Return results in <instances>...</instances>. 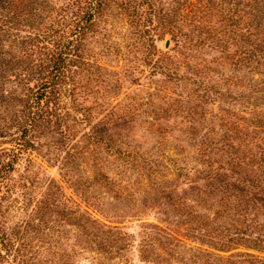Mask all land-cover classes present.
Instances as JSON below:
<instances>
[{"label":"trees","instance_id":"16d2710c","mask_svg":"<svg viewBox=\"0 0 264 264\" xmlns=\"http://www.w3.org/2000/svg\"><path fill=\"white\" fill-rule=\"evenodd\" d=\"M118 24L126 26L125 44L120 47L125 45L131 62L139 54L148 58L160 54L157 43L168 36L175 42L174 53H162L160 62L153 66L177 84L173 87L166 80L168 84L163 83L151 94L154 99L162 97L166 112L180 108L190 112L196 102L211 104L217 99L236 102L240 97L245 103L241 113L222 109L220 131L211 127L197 143L207 165L196 169L206 182L195 187V205L180 195L173 203L169 189L161 188L156 174L159 167L163 172L169 169L166 163L113 149L103 138L108 124L142 115L140 105H126L94 120L95 109L109 104L112 91L122 85L120 76L137 79L133 64L116 72L100 62L107 51L116 49L110 37L119 34ZM147 56L140 59L146 61ZM178 66L186 67V72H175ZM103 70L112 76L105 77ZM231 86L246 93L233 96L227 90ZM5 104L11 106V114L1 119L0 146H10L0 149V259L12 255V264H26L21 250L1 228L6 200L3 183L48 131L60 134L69 145L62 168L64 177L72 176L71 164L74 167L75 162L86 159L101 160L97 156L104 149H113L123 160L117 165L119 170L127 176L136 175L141 184L143 177L148 178L151 190L160 192L171 207L182 212L184 220L176 225H188L184 230L192 228L199 236L193 237L212 250L186 246L178 237L179 228H172L167 211L162 218L165 227L142 224L136 240L84 209L79 215L82 230L95 227L113 237L95 236L98 243L86 242L91 243V249L108 255L136 248L139 262L148 264L151 258L156 259L150 255L153 249L149 246L156 241L161 244L165 238L164 243L175 250L169 254L183 264H264V256L257 254H220L238 247L264 253V0H0V108ZM191 122L203 121L198 117ZM190 159L186 154L180 160L187 165ZM47 191L46 199L51 195L50 189ZM144 192L150 194L148 189ZM131 195L127 192L126 197ZM43 202L39 209L45 217L49 209ZM196 206L204 211H197ZM84 248L75 252L79 264H102L86 257ZM127 260L136 264L130 257Z\"/></svg>","mask_w":264,"mask_h":264},{"label":"rangeland","instance_id":"374dc122","mask_svg":"<svg viewBox=\"0 0 264 264\" xmlns=\"http://www.w3.org/2000/svg\"><path fill=\"white\" fill-rule=\"evenodd\" d=\"M125 27L117 25L119 34L115 33L110 37V42L115 43L116 49L107 51L100 62L110 71L116 72L123 71L124 66L128 64H133L134 68H137V79L131 81L120 76L122 85L117 86L115 92L112 91L109 104L95 109L97 117L94 120L102 118L109 111H118L126 105L135 103L140 105L142 115L119 119L114 124H108L107 129L102 132L103 138L109 140L113 149L138 153L149 160L155 158L162 164L166 163L169 169L163 172L159 167L156 174L161 188L169 189L168 193L174 196L171 202L175 203L176 195H180L188 204L195 205V201H192L197 198L195 187L204 186L206 182L202 179L203 174L196 169L207 165L204 163L207 157L200 154L197 143L211 127L220 131L218 118L222 109L241 113L245 103L240 97L236 102L230 99H217L211 104L196 102L192 104V107H195L190 112L186 108L166 112L162 109L164 105L162 97L154 99L151 94L163 83L168 82L176 88L177 84L168 79L165 71L154 70L153 66L155 62H160L162 53L167 51L174 53L175 42L171 40V46L166 48V41L171 39L168 36L157 43L160 54L152 55L150 58L145 53L139 54V58L131 62L128 59L130 54H126L125 45L122 49L120 47L122 42L125 44L123 41ZM145 56H147L146 61L140 59L142 57L144 59ZM185 68L178 66L173 70L184 74ZM108 72L102 71L105 77H111ZM225 72L231 74L228 70ZM227 90L233 96L239 92L246 93V90L234 86L227 87ZM173 97H176L175 93ZM87 103L91 104V102ZM5 106L0 108V122L2 117L11 114V106L9 104ZM145 110L147 113L143 112ZM198 117L203 122L199 124L191 122ZM83 132L84 130L77 135L78 139ZM40 140L41 143L35 150H31L18 161L11 178L3 183L2 191L6 200H3L5 217L2 218L1 228L6 231L14 247L21 250L26 264H67V262L79 264L75 252L81 250L82 246H85L82 253L84 252L86 257L102 264H129L128 257L136 264H144L139 262L140 256L136 248H130L129 251L122 250L119 254L111 252L108 255L99 253L96 248L91 249L89 247L91 243L86 242L98 243L95 236L100 235L101 238H111V240L113 237L110 234H102L95 227L82 230L79 225V215L84 209L107 225L119 226L123 232L130 234L136 240H139L138 233L142 224L152 223L165 227L166 223L162 222V218L166 217L164 212L167 211L170 214V221H173L172 228H179L178 237L186 246L197 251L208 248L212 250L207 243H202L200 239L193 237L196 236L193 234L198 236V233L192 228L188 231L184 230L188 225L181 223L176 225L177 222L184 220L182 212L179 214L173 206L171 207L170 202L162 198L160 192L151 190L148 178L143 177L141 184L136 175L127 176L119 170L117 165L123 160L120 159V155L118 157L112 151L113 149H104V153L96 155L101 160L86 159L81 163L75 162L74 167L71 164L72 176L64 177L65 170L62 168L69 145L63 142L60 134L53 135L48 131L44 132ZM9 146L5 144L0 146V149ZM186 154L191 155L187 165L180 160ZM211 156L213 159L216 157L215 154ZM48 189L51 195L46 199L44 196ZM145 189H148L150 194L144 192ZM127 192L133 195L127 198ZM43 201L49 209L45 217L43 211L39 209V207L43 208ZM195 209L204 211L201 206H196ZM161 240L163 244L156 241L149 246V249H153L150 255L156 259L151 258L148 264H158L159 261L162 262L161 264H183L180 261L176 262L169 254L175 252L174 248H171L172 245L164 243L165 238ZM80 242L83 245H80ZM118 246H120L119 242ZM112 249L116 250L117 247ZM2 252L6 253L5 249ZM215 252L219 253V251ZM236 252L264 256V253L246 247L221 251L220 254L226 257ZM68 254L70 258L67 257ZM12 260L13 256L10 255L0 259V264H12Z\"/></svg>","mask_w":264,"mask_h":264},{"label":"water","instance_id":"95a60500","mask_svg":"<svg viewBox=\"0 0 264 264\" xmlns=\"http://www.w3.org/2000/svg\"><path fill=\"white\" fill-rule=\"evenodd\" d=\"M171 44H172L171 39H168V40L166 41V44H165L166 48H169V47L171 46Z\"/></svg>","mask_w":264,"mask_h":264}]
</instances>
